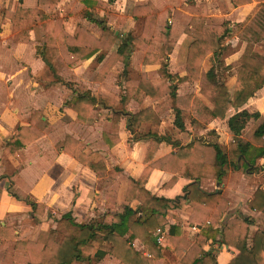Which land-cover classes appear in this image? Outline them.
<instances>
[{
	"label": "trees",
	"instance_id": "obj_1",
	"mask_svg": "<svg viewBox=\"0 0 264 264\" xmlns=\"http://www.w3.org/2000/svg\"><path fill=\"white\" fill-rule=\"evenodd\" d=\"M101 0H81L85 5V18L88 21L102 24L98 4ZM115 0H110L113 3ZM194 1V0H189ZM61 0H39L38 9H24L23 0L18 1L17 10L12 11V2L4 12V17L13 24L15 33H20L23 39H29L33 31H37L38 18L46 20L45 41L37 47V54L50 66L56 76L59 74L55 62L57 46L64 44L70 54L83 63L98 54L97 61H103L107 53L106 65L102 73H108L117 63L127 66L132 64V54L136 50L145 53L144 65L160 67L159 82L151 81L144 74L141 80L126 79L122 101L117 102L100 95L77 94L66 103V106L78 114V121L86 122L97 116L96 106L111 107L113 129L105 133L104 141L110 148L120 143L119 131L123 116H127V128L135 132L144 123L150 125L146 135L140 138L150 141L146 153V168L138 180L129 179L126 193L128 204L137 203L135 208L126 206L122 213H113L111 208L101 219L89 224L76 221L71 213L57 220L55 229L42 231L38 240L33 242L24 239L16 242V250L29 256V264H78L99 262L110 255L121 264H163L165 250H172L180 259L179 264H218L215 249L207 250L209 245H221L237 250L241 255L230 264H264V231L258 230L250 241L252 219L233 218L221 223L229 202L221 191L206 193L200 188L202 179H211L222 184L226 168L243 169L247 175L260 174L264 168L257 159L264 158V116L260 112L242 110L228 119V127L235 140L224 153L217 141L206 137H194L193 140L181 146L161 135L162 116L172 110L175 113L174 125L179 130L186 129L185 122L192 125L201 124L208 128L215 121L224 120L231 109H240L264 87V56L257 51V45L264 43V0H230L234 8L255 5L241 22L208 24L205 14L193 17L190 23L183 25L173 11L168 8L158 11L152 5L134 7L132 15L143 18L144 26L140 36L132 34L121 38L115 31L103 26V36L95 38L82 26L71 36L63 30V21L53 19V13ZM172 18V22L169 21ZM170 22V23H169ZM183 35L192 41L188 47L186 75L171 74L170 56ZM237 39L238 48L242 50L239 58L229 66L222 59L225 42ZM117 49L115 50V47ZM213 56L216 65L205 71L203 64L208 56ZM237 68L236 83L232 90L221 80L219 69ZM186 83H197L200 94L209 102L206 105L195 94L179 95L178 89ZM150 97L154 101L163 100L156 108H148L135 114L115 110L119 105H126L132 98L138 96ZM196 116L199 118L196 119ZM39 118L43 128L34 122L30 126L20 127L17 133L7 143L11 154L23 158V150L42 138L47 123L41 121V113L33 112L32 118ZM215 135L209 131L208 135ZM245 135V137H244ZM169 143L179 148L162 159L155 161V156L162 143ZM59 152H65L94 171L98 177L107 175L104 163H92L84 153L85 146L67 137L57 145ZM155 170L166 171L174 175L165 188L173 187L178 174L187 176L192 183L185 188L184 196L177 199H164L154 196L147 184ZM2 177H0V180ZM15 198V193L10 192ZM2 190L0 189V197ZM111 197L108 201H113ZM33 206L36 213L44 214L45 206L25 200ZM185 205L191 208L190 224L200 226L195 242L184 236L183 221L172 215L173 210L182 209ZM249 208L264 213V189H259L253 195ZM173 217L176 224L170 226L168 235L162 243H158L157 231L164 229L167 217ZM209 221L210 225L206 226ZM6 233H11L6 235ZM0 238L16 240L17 235L11 228L0 229ZM139 240L149 255L138 251L133 242ZM98 244L96 249L95 245Z\"/></svg>",
	"mask_w": 264,
	"mask_h": 264
},
{
	"label": "crops",
	"instance_id": "obj_2",
	"mask_svg": "<svg viewBox=\"0 0 264 264\" xmlns=\"http://www.w3.org/2000/svg\"><path fill=\"white\" fill-rule=\"evenodd\" d=\"M18 1L0 0V177H2L0 180V189L2 190L0 197V229L11 228L14 230V234L18 236L16 240L0 238V264H29V256L16 250V242L24 239L37 241L42 231L55 229L57 220L67 213H71L78 223L89 224L92 221L99 220L95 216V210L100 211L99 213L102 215L99 218L101 219L109 212L108 208H114L113 213H122L128 205L132 208L136 207L137 203L128 204L126 202V193L129 179L138 180L146 168L145 159L150 141L140 138V136L148 133L150 125L144 123L141 129L131 132L127 128L128 118L123 116L119 131L120 143L110 148L104 141L103 136L105 133H111L113 129L111 107L98 104L96 106L97 116L92 119L89 118L86 122H80L77 120L78 114L68 108L66 103L77 94L86 93L95 98L104 95L121 102L126 79L138 81L145 74L151 81L159 82L160 80V67L157 65L145 66L143 63L145 53L141 50H137L132 54V64L130 66L126 67L125 64L119 62L108 73L104 74L102 70L111 52L107 53V57L103 61H97V57L100 55L98 54L78 64L77 59L70 54L68 47L64 44L57 46L55 62L58 65L59 74L56 76L50 66L37 54V47L42 46L45 41L46 20L38 18L37 31L31 32L29 39H23L20 33L14 32L12 22L4 17V11L8 8L10 2H12V11L15 12ZM129 1L131 0H115L111 3L110 0H101L98 4L101 12V25L85 18L86 7L81 0H61L52 18L61 19L63 30L71 36L75 35L79 26H82L95 38L100 39L104 33L103 26L111 28L115 31V35H120L121 38L129 34L134 37L140 36L143 31L144 19L133 17L132 10L134 7L150 4L160 12L171 8L172 11L174 10L173 16L176 19L179 17V0H132L134 3L132 2V5L127 7L126 4ZM194 1L197 2V0ZM117 4L126 5L125 15H128V18L114 20L110 17L108 19L106 9L108 11L117 9ZM182 4L185 6L184 9L187 10L186 15L182 17L184 21L181 24L186 25L190 23L193 17L201 14L193 9V1L183 0ZM249 7L250 9H247ZM23 8L38 9L39 0H23ZM252 8L251 6L240 8H234L233 6L234 10H244L246 12L241 21L245 19ZM210 17L208 16L207 19L208 24H222L225 22L213 23L209 21ZM126 19H129L135 26L141 25V31L135 34L131 31V27L127 30L122 24ZM129 20L127 21L129 22ZM188 38L190 37L183 35L170 56V66L173 58H178L180 62L176 63V68L183 65L185 71L173 72L169 67L171 74H178L181 77L186 75L187 52L192 41L191 38L190 41ZM180 52L183 55L181 59L178 55ZM236 80L235 75V82L232 87L226 85L229 90L234 88ZM190 84L181 85L178 94H195L206 105L211 106L200 94V88L196 93L180 94V88ZM263 89L264 87L254 98L249 100V103L254 101L257 104L259 98L264 100V93L261 94ZM162 102L163 100L154 101L150 97L140 95L138 98H132L126 105L119 104L115 110L135 114L148 108H156ZM245 109L250 112H260L264 116V101L259 106L256 105L252 108L246 104L240 109H231L224 120L215 121L206 129L201 128L200 133H197V135H195V132L191 135L188 133L192 128H187V125L192 124L186 121V129L184 130L186 132L180 130L182 132L175 141L168 138L171 142L183 146L190 143L194 137L209 138L208 132L211 131L215 133L217 143L221 146L225 143L228 149L229 144L235 140L234 135L229 130L228 119L236 112ZM34 111L41 113V121L47 123V126L44 127L43 137L27 146L23 150V158H19L10 153L7 149V143L20 127L30 126L32 122L43 128L41 123L38 122L39 118H32ZM169 111L174 116L172 123L174 125L175 113L172 110ZM162 125L163 119L160 133L166 136L162 132L164 128ZM174 127L176 128L175 125ZM187 134H189L188 139L185 143H181L180 141L185 140ZM135 135L139 138L133 140ZM68 136L85 146L84 153L90 162L105 164L107 168L105 177H98L94 171L69 154L58 151L57 145L65 141ZM178 150L179 148L164 142L157 151L155 161ZM257 162L264 168V158L257 159ZM240 171L231 167L226 168V175L222 184L211 179H202L199 182L200 188L204 192L211 194L221 191L223 197L229 202L221 223L233 218H249L254 221V218L264 216V213L253 211L248 206L256 191L264 189V171L253 175L238 173ZM157 172H165L168 175L165 180H161L159 183L163 192L175 189L180 178L186 177L188 183L180 191L182 192L181 195L176 198H167L155 192L153 193L149 186ZM173 177L174 175L169 172L155 170L148 181L147 189L154 196L164 199L174 200L184 196L185 188L192 183V180L183 174H178L176 184L173 187L165 188V185L170 183ZM10 192L15 193L19 198H15ZM110 197L114 200L108 201ZM26 199L32 203L44 205V214L36 213L33 206L25 201ZM243 201L245 204H243ZM171 213L183 221L186 239L195 242L198 233L191 230L192 225L189 221L191 208L185 205L182 209L173 210ZM174 224H176V220L173 217L169 216L165 219V236L168 235L170 226ZM260 228L254 221L251 226L250 241ZM9 234L11 233H6V235ZM133 245L138 251L149 255L139 240H135ZM98 246V244L95 245L96 249ZM221 247V245H209L206 248L207 250L215 249L218 264H230L241 255L239 251L228 248L233 250L232 255H223V259L220 260ZM163 255V264H179L180 262V259L172 250H165ZM104 261L107 264H121L110 255L93 264H103Z\"/></svg>",
	"mask_w": 264,
	"mask_h": 264
},
{
	"label": "rangeland",
	"instance_id": "obj_3",
	"mask_svg": "<svg viewBox=\"0 0 264 264\" xmlns=\"http://www.w3.org/2000/svg\"><path fill=\"white\" fill-rule=\"evenodd\" d=\"M182 1L183 0H179V3H178V8H179L180 13H179V17L177 18V20L180 23L182 21H184L182 17H184V15H186V10H187V9H184L185 6L182 4ZM132 2H133L132 0L129 1V3L126 4L127 7L131 6ZM121 5H118V8L117 9L115 8L112 11H108L106 9L105 12H106V15L109 16L108 19H110V17L113 18L114 20L115 19L120 20V18H128V15H125L126 14V11H125L126 5H122V6ZM192 5L194 6L193 9H196L197 12L199 11V13L205 14L207 19H208V16H211L209 18V21H211L213 23L214 22L215 23H221L224 21H229L230 23L234 24V23L241 21L243 19L244 15L246 14V12L244 10H242L243 12L238 11V10H234L233 5L230 2H228V0H197V2L193 1ZM254 5H255V2L251 5H248V6L253 7ZM4 7H5V4H4ZM247 9H250V7ZM107 11H108V13H107ZM239 12H240V14H239ZM127 20H129V19H126L125 21L122 22V24L124 25V27L127 30L129 29V27H131V31L134 32L135 34H137L141 31V25L135 26L130 20H129V22ZM169 20L172 22V18H169ZM127 26H128V28H127ZM38 30H40V29H38ZM188 39L190 41V38H188ZM237 45H238L237 39H235V38L234 39L233 38L228 39L225 42V50L223 51L222 59L225 60L226 66H229L230 64L234 63L237 60V58L241 55L242 50H241V48L239 49ZM257 51L259 52L260 55L264 56V43H260L257 45ZM178 55H180V57H179L180 59H181V56H183L182 52H180ZM178 62H180V60L178 58H173L172 65L170 66V69L173 72H175V71L184 72L185 68L183 65L181 67L179 66L180 68L179 67L176 68L175 65ZM215 65H216L215 58L211 55L205 59L203 67L206 71ZM236 73H237V68L226 69L224 67H221L219 69L220 78L228 87H232V85L234 84ZM153 75H154V73H153ZM198 90H199L198 84L197 83H191L188 86L181 87L180 88V94L196 93ZM262 93H264V89L261 92V94ZM263 101L264 100L262 98H259L257 104H255L254 101H251V103H249V101H248L247 104L252 108V107H256V105L259 106L260 104H262ZM173 118H174V116H173L172 112H170L169 110L163 114V117H162L163 125H162V127H164V128L162 129V132L165 133L167 137L174 139V141H175V139L178 138V136L180 135V133L182 131H180L179 129L174 127V125L172 124ZM198 118L199 117L196 116V119H198ZM187 122L191 123V121H187ZM187 128H190V129L192 128L188 132L190 135L193 134L194 132L196 133L195 135H197V133H200V129L203 127L201 126V124H196V125L195 124L194 125L188 124ZM184 132H186V131H184ZM189 134L185 135V140H182L180 142L185 143L186 139H188V137H189ZM139 135H141V133H139ZM214 136L210 134L208 139L210 141H213V142L217 141L216 135H214ZM244 137H245V135H244ZM138 138L139 137L137 135H135L133 140H136ZM222 148H223L224 153H227V145L225 143L222 144ZM238 173H245V171L243 169H241V171ZM167 176L168 175L165 172L155 173V176H153V178L150 182L151 185L149 186V188L153 193L155 192L156 194H158L160 196H165L167 198H176L178 195H181L182 192H180V191L183 190L184 186L188 183V179L186 177L180 178L179 182L175 186V189H171L169 191L163 192L160 188L159 183L161 180H165L167 178ZM243 204H245V202ZM99 212L100 211L95 210V216L98 219H100L99 217L102 215ZM254 221L258 226L261 227L260 230L264 231V216H262V215L258 216L256 218H254ZM164 223H165V221H164ZM220 251H221L220 260L223 259V255H226V254L232 255V253H233V250L228 249L225 246H222ZM93 263H95V261H93ZM104 263H105V261H104ZM78 264H89V263L85 262V263H78ZM105 264H107V263H105Z\"/></svg>",
	"mask_w": 264,
	"mask_h": 264
},
{
	"label": "built area",
	"instance_id": "obj_4",
	"mask_svg": "<svg viewBox=\"0 0 264 264\" xmlns=\"http://www.w3.org/2000/svg\"><path fill=\"white\" fill-rule=\"evenodd\" d=\"M208 225H210V222L209 221L206 222V226H208ZM191 230L194 233H200V231L202 230V228L200 226H192L191 227ZM164 238H165V231H164V229H159L157 231V240H158V243H162L163 240H164Z\"/></svg>",
	"mask_w": 264,
	"mask_h": 264
}]
</instances>
